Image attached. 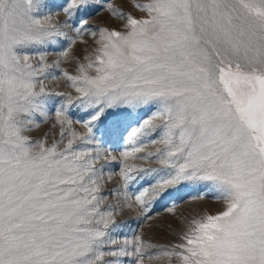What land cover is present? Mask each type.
I'll use <instances>...</instances> for the list:
<instances>
[{"label":"snow or ice","instance_id":"obj_1","mask_svg":"<svg viewBox=\"0 0 264 264\" xmlns=\"http://www.w3.org/2000/svg\"><path fill=\"white\" fill-rule=\"evenodd\" d=\"M93 4L66 0L59 21L45 0H0V264H264V0H148L141 18L101 5L122 30L90 28L78 14ZM88 35L97 47L70 56ZM61 78L73 91L48 88ZM106 174L122 183L104 193ZM200 185L222 210L185 218L167 245L114 235L125 208L143 225Z\"/></svg>","mask_w":264,"mask_h":264},{"label":"rangeland","instance_id":"obj_2","mask_svg":"<svg viewBox=\"0 0 264 264\" xmlns=\"http://www.w3.org/2000/svg\"><path fill=\"white\" fill-rule=\"evenodd\" d=\"M148 0H101V4H93L86 10H81L78 14L79 17L85 18L89 21V27L93 29H98L102 27H107L109 29L122 30L123 21H120L116 17L112 16L110 12L106 11L101 5L110 3L114 9L119 12L131 13L137 18H141L146 14L141 13L139 10L133 7L134 4L147 3ZM46 7H43L41 11L43 13L52 12L53 14L59 12V21L66 19L62 12V6L66 3V0H45ZM88 35L83 37L84 43L79 40L73 48L71 55H76L82 59L83 55L90 53L93 48L97 47L95 40ZM50 55L48 57V63H52L57 56L56 53L60 51V47H53L48 49ZM38 57L33 60V63L38 62ZM62 69L68 71L70 74H76V64L74 61L69 59L61 65ZM94 74V73H93ZM48 88L55 91H73L69 88L68 83L62 78L59 80L50 81L48 83ZM53 106L56 105L53 102ZM71 115L73 120H79L83 115L78 109L73 108L71 110ZM145 117L150 115L149 112L144 113ZM136 125L134 124L133 127ZM73 127L79 131L84 132L85 129L81 127L80 124L74 123ZM50 124H43L38 132L33 133L34 137H39L41 133L48 130ZM51 142V137L49 139ZM108 151L113 152V154H118L119 151L123 150V145L117 147V145L112 143H106L102 145ZM156 146H149L145 149V152L155 151ZM143 154V153H142ZM129 163H136L142 167H157L155 164H148L144 161H129ZM100 164H104L109 171H118V165L107 164L105 161H100ZM99 166V165H98ZM121 180L118 175H113L110 179L105 175V184L103 187V192L107 193L110 190L121 185ZM147 180H136L132 183V188L130 194L136 192L137 190L147 187ZM123 191V189H121ZM206 195L207 198L203 200L193 199L197 195ZM117 199L115 196L109 197L108 203L114 202ZM173 208V212H169L168 208ZM223 204L221 201H217L213 194L208 191L206 185L200 186H180L177 189L171 190V194L165 196L161 201L157 202L152 210L151 215L153 219L147 223L141 225V222L137 219L138 212L136 210H130L125 208L122 213L117 214V222L121 225V228L114 235L121 237L120 243H122L123 237L131 238L133 235L140 234L144 239L149 240L158 245H167L170 241L175 239V234L183 227L182 220L185 218H191L193 216L207 214H216L222 210ZM119 243L115 247H119ZM145 264H176V262L169 261L166 259H155L152 261L145 260Z\"/></svg>","mask_w":264,"mask_h":264}]
</instances>
